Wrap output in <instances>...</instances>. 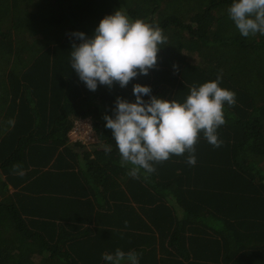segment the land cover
Wrapping results in <instances>:
<instances>
[{"label":"trees","instance_id":"1","mask_svg":"<svg viewBox=\"0 0 264 264\" xmlns=\"http://www.w3.org/2000/svg\"><path fill=\"white\" fill-rule=\"evenodd\" d=\"M232 3L0 0V264H103L95 262V231L52 229L54 215L27 186V178L58 167L64 152L72 151L70 132L78 119L94 122L101 145L95 149V185L105 191L126 198L120 190L125 183L151 212L160 209L162 195L203 192L198 200L213 209L210 223H226L230 230L259 218L255 209L264 208V35L242 36L227 11ZM117 10L161 29L166 44L160 45L157 65L147 75L123 88L116 83L91 91L70 64L73 43L81 42L72 33L92 37L100 21ZM218 76L220 86L236 99L224 105L225 123L217 129L221 145L209 144L201 132L194 166L187 163L186 152L154 164L156 171L147 176L143 170L138 179L130 176L132 166L121 165L103 118L115 116L117 97L135 102L133 88L140 83L151 87V95L183 103L192 86ZM14 165L19 167L14 170ZM125 198H117L115 206H123ZM151 212L149 221L155 223L157 215ZM135 217L145 222L142 214ZM99 237L106 248L108 232Z\"/></svg>","mask_w":264,"mask_h":264},{"label":"clouds","instance_id":"2","mask_svg":"<svg viewBox=\"0 0 264 264\" xmlns=\"http://www.w3.org/2000/svg\"><path fill=\"white\" fill-rule=\"evenodd\" d=\"M227 11L242 36L264 35V0H233ZM72 35L81 42L73 43L71 67L91 91L116 83L123 88L138 75H147L156 67L160 45L167 39L158 27L142 19L131 20L119 10L106 15L92 37L84 32ZM220 79L192 86L183 103L151 95V87L140 83L133 88L135 102L117 97L115 116L103 118L112 131L121 165L132 166L130 176L138 179L141 170L147 176L156 171L154 164L186 152L187 163L194 166L201 132L209 144L221 145L217 129L225 123L224 105L232 106L236 99L233 91L220 86ZM103 259L108 264H139L135 251L119 248L104 253Z\"/></svg>","mask_w":264,"mask_h":264},{"label":"crops","instance_id":"3","mask_svg":"<svg viewBox=\"0 0 264 264\" xmlns=\"http://www.w3.org/2000/svg\"><path fill=\"white\" fill-rule=\"evenodd\" d=\"M83 120L94 126L90 118ZM70 137L72 151L64 152L60 165L27 178V186L33 187L37 200H44L41 206L45 212L54 215L52 229L80 234L95 231V262L108 264L103 254L119 248L135 251L139 264H264V208L255 209L259 218L250 225L241 227L237 223L234 230L226 223H210L213 209L198 200L203 194L199 191L162 195L159 203L163 207L151 212L146 204L139 205L125 183L120 190L127 192L126 198L95 185V149L101 146L96 135L86 144L71 132ZM13 191L15 188L10 185V192ZM204 194L207 198V192ZM122 197L125 204L115 206V200ZM150 212L157 215L155 223L149 221ZM135 214H142L146 223L140 217L134 219ZM98 232H108L107 249Z\"/></svg>","mask_w":264,"mask_h":264},{"label":"built area","instance_id":"4","mask_svg":"<svg viewBox=\"0 0 264 264\" xmlns=\"http://www.w3.org/2000/svg\"><path fill=\"white\" fill-rule=\"evenodd\" d=\"M71 135L75 136L77 140L89 143L94 139V126L92 123H87L86 120L78 119Z\"/></svg>","mask_w":264,"mask_h":264}]
</instances>
